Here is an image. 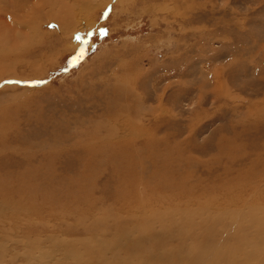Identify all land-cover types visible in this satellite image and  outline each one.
<instances>
[{"label":"rangeland","instance_id":"374dc122","mask_svg":"<svg viewBox=\"0 0 264 264\" xmlns=\"http://www.w3.org/2000/svg\"><path fill=\"white\" fill-rule=\"evenodd\" d=\"M65 2L74 30L0 19V264H130L152 210L187 211L153 226L183 237L196 209L264 208V0Z\"/></svg>","mask_w":264,"mask_h":264},{"label":"bare ground","instance_id":"6f19581e","mask_svg":"<svg viewBox=\"0 0 264 264\" xmlns=\"http://www.w3.org/2000/svg\"><path fill=\"white\" fill-rule=\"evenodd\" d=\"M67 1V0H66ZM70 2V1H69ZM47 6L49 9L48 16L49 20L54 21L55 25H57V28L61 31H70L74 30L77 24V18H76V12L73 10L74 6H71L69 3H66L65 0H0V19L6 18L7 15H9L11 18H14V15L16 11H23L26 10L25 8L30 7L32 10L27 11L23 16L30 18L29 20H35L39 22L43 21V16L41 13L42 6ZM57 6L59 10L57 9ZM56 7V8H55ZM24 8V9H23ZM22 9V10H19ZM47 14V13H46ZM22 15V14H21ZM45 15V13H44ZM46 16V15H45ZM78 16V15H77ZM9 17V18H10ZM8 18V17H7ZM21 19V18H19ZM2 20V19H1ZM5 20V19H4ZM28 20V21H29ZM8 21V20H7ZM23 22L24 19L21 20ZM5 22V21H4ZM18 22V21H17ZM33 22V21H32ZM15 23V22H14ZM31 24V21H29ZM28 23V24H29ZM35 23V24H37ZM8 24V23H7ZM13 24V22H12ZM20 24V23H19ZM34 24V23H33ZM18 25V24H17ZM20 26V25H19ZM24 27V24L22 25ZM6 28V27H5ZM26 28V25H25ZM33 28V27H32ZM30 28V30L32 29ZM17 29V28H16ZM9 30V29H7ZM11 30V29H10ZM5 31V30H4ZM3 33L5 34V32ZM13 32V31H12ZM18 32V31H17ZM40 32V31H39ZM9 33V32H8ZM19 33V32H18ZM21 33V31H20ZM23 33V31H22ZM58 33V32H57ZM3 34V35H4ZM12 34V33H11ZM8 35V34H7ZM17 35V34H16ZM15 35V36H16ZM20 35V34H18ZM25 35V34H24ZM28 36V35H27ZM15 38V37H14ZM17 38V37H16ZM27 38V37H26ZM21 39V38H20ZM6 40V39H5ZM13 40V39H12ZM32 40V39H31ZM53 40L51 37L48 40V43ZM15 41V40H14ZM19 41V40H18ZM23 41V40H22ZM30 41V40H28ZM5 42V41H4ZM7 42V41H6ZM17 43V42H16ZM8 44V43H7ZM29 44V43H28ZM3 45V44H2ZM15 45V43H14ZM24 46V45H23ZM10 49V48H9ZM17 49V48H16ZM3 51V50H1ZM8 52V51H7ZM2 53V52H1ZM12 53V52H11ZM7 69V68H6ZM10 69V68H8ZM7 71V70H6ZM5 71V72H6ZM11 71V69H10ZM125 106V105H124ZM123 109V108H122ZM131 109V108H130ZM132 110V109H131ZM110 133V132H109ZM111 134V133H110ZM139 139L138 137L136 140ZM125 141V140H124ZM124 141H121L118 143L119 147H128V144ZM92 143V142H91ZM97 144V142H95ZM87 145V144H86ZM148 146V145H147ZM128 150H131L133 154H131V165L138 167L141 166V160H144V153L140 155L139 151L134 153V148H127ZM122 150V149H121ZM124 151V150H123ZM145 151V150H144ZM123 153V152H122ZM128 153V152H127ZM157 161V160H156ZM160 161V160H159ZM181 163V162H180ZM156 164V163H155ZM141 168V167H140ZM161 169H167L165 166H162ZM142 170V169H141ZM140 170V171H141ZM29 171V170H28ZM167 171V170H166ZM26 172V171H24ZM23 172V173H24ZM31 172V170H30ZM49 172V171H48ZM94 172V171H93ZM27 173V172H26ZM25 173V175H26ZM32 173V172H31ZM142 173H146L145 171H142ZM161 173V172H160ZM186 173V172H185ZM20 174V173H19ZM168 174V171H167ZM166 174V175H167ZM32 175V174H31ZM157 168H154L152 171L151 176H157ZM162 177L164 181L168 182L167 177ZM23 176V175H22ZM28 176V175H27ZM27 176H25L27 178ZM35 176V175H34ZM39 176V175H38ZM21 177V176H19ZM30 177V176H29ZM37 177V176H36ZM136 177V176H135ZM33 178V177H32ZM258 178V177H257ZM24 179V177H23ZM189 179V178H185ZM30 180V179H29ZM258 180V179H257ZM7 181V180H6ZM31 181V180H30ZM33 181H35L33 179ZM262 182V180H260ZM190 182V181H189ZM28 183V182H27ZM29 184V183H28ZM36 184V183H35ZM71 184V183H70ZM142 184V183H141ZM161 184V183H160ZM194 184V183H193ZM53 185V184H51ZM50 185V186H51ZM184 185V184H183ZM6 186V185H5ZM20 186V185H19ZM49 186V185H48ZM63 186V185H62ZM188 186V185H187ZM17 187V185H16ZM30 187V186H29ZM47 187V185H46ZM166 187V186H165ZM178 187V186H177ZM186 187V186H185ZM50 188V187H49ZM72 188V187H71ZM162 188V187H161ZM19 188L17 187L16 191ZM34 189V188H33ZM38 189L35 187V190ZM52 189V188H51ZM63 189V188H62ZM166 189V188H165ZM185 194H190L195 192L194 187L186 188ZM243 189V188H242ZM34 190V191H35ZM50 190V189H49ZM65 190V189H64ZM180 190V189H178ZM178 190H175L178 191ZM182 190V189H181ZM33 191V192H34ZM48 191V190H47ZM53 191V190H52ZM50 192V191H49ZM48 192V193H49ZM55 192V191H53ZM2 193V192H1ZM25 193V192H24ZM29 193V192H28ZM48 193L46 195H48ZM141 193V192H140ZM258 193V192H257ZM263 193V192H262ZM27 194V193H26ZM41 194V193H40ZM15 195H18L17 193ZM28 195V194H27ZM26 195V196H27ZM257 195V194H256ZM14 196V195H13ZM25 196V197H26ZM45 196V195H43ZM167 196V195H165ZM18 197V196H17ZM32 197V196H31ZM49 197V196H48ZM54 197V196H53ZM40 198V196L38 197ZM42 198V197H41ZM162 198V197H161ZM28 199V198H27ZM71 199V198H70ZM164 199H166L164 197ZM262 199V197H261ZM24 200V199H23ZM21 200V201H23ZM26 200V199H25ZM30 200V199H29ZM51 200V199H50ZM47 201V200H46ZM49 201V200H48ZM60 201V200H59ZM163 199H159V205L163 204V206L166 205L165 200L164 203ZM31 202V201H30ZM39 202V201H38ZM44 202V201H43ZM50 202V201H49ZM48 202V203H49ZM246 202V201H245ZM250 201H248L249 203ZM247 203V204H248ZM256 203V202H255ZM51 204V203H50ZM49 204V205H50ZM142 204V203H141ZM144 204V203H143ZM142 204V205H143ZM191 204V203H190ZM258 204V203H257ZM78 205V203H77ZM251 205V204H250ZM41 207V205H39ZM38 206V207H39ZM43 206V205H42ZM54 206V205H53ZM67 206V205H66ZM127 207V209L130 207H133L134 204L126 202L124 207ZM140 206V205H139ZM138 206L137 211L141 212L142 207L140 208ZM182 206V205H181ZM194 206V205H193ZM212 206V205H211ZM211 206H207L209 208V211H205L203 208L196 209V212H201V215L198 219H202L200 222L197 221V223L194 222V226L191 225L190 230L183 232V237L179 234L182 231L179 230H171L169 231H161L158 232L153 230V226L157 223H161V225L164 223V229H167V221L171 222L172 224H177L183 226H187L186 218L184 220V216L187 214L183 211H174L171 212L170 209L167 212L161 213L152 210L150 215L141 217V219L138 221L136 218V222L132 228V234L133 233H139V239L138 242L134 241L133 244L130 243L131 247L135 246L137 257L135 260V257H131L133 254L128 252L127 258L129 259L130 264H253L251 261L253 259L256 260L255 264H264V208H257V209H251L247 215H245L242 211H236L235 213L228 212H215L211 213ZM247 206V205H246ZM52 207V206H51ZM50 207V208H51ZM59 207V206H58ZM71 207V206H70ZM80 207V206H79ZM147 206L145 205V208ZM184 207V206H183ZM182 207V208H183ZM192 207V206H191ZM248 207V206H247ZM254 207V206H253ZM41 209V208H40ZM49 209V208H48ZM64 209V208H63ZM67 209V208H66ZM74 209V208H73ZM76 209V208H75ZM149 210V208H147ZM13 210V209H12ZM17 210V209H16ZM45 210V209H44ZM158 210V209H157ZM49 211V210H48ZM77 211V210H75ZM191 212V211H190ZM50 213V212H49ZM172 213H177L181 216V219L175 220ZM54 215V213H53ZM59 215V214H58ZM195 214H193L194 216ZM51 216V215H49ZM7 217V216H6ZM53 217V216H52ZM58 217V216H57ZM64 217V216H63ZM67 217V216H66ZM69 217V216H68ZM51 218V217H50ZM70 218V217H69ZM123 217H121L122 219ZM126 218V217H125ZM124 218V219H125ZM133 220L135 217H132ZM59 219V218H58ZM65 219V218H64ZM120 219V220H121ZM23 220V219H22ZM70 220V219H69ZM132 220V222H133ZM55 221V220H54ZM60 221V220H59ZM79 221V220H78ZM158 221V222H157ZM15 222V221H14ZM30 222V221H29ZM62 222V221H61ZM66 223V221H64ZM62 222L61 224H63ZM128 222V219L125 223ZM79 223V222H78ZM207 225H203L206 224ZM221 224L222 229L217 228L214 226V224ZM232 223L235 225V231L236 227L240 230V233L235 237V240L231 239V230H232ZM244 223H247V226H243ZM31 224V223H30ZM50 224V223H49ZM129 224V223H128ZM198 224V225H197ZM219 224V225H220ZM47 225V224H46ZM59 225V223H58ZM133 225V224H132ZM196 225V226H195ZM201 225V226H200ZM245 225V224H244ZM36 226V225H35ZM50 226V225H48ZM144 226V227H142ZM217 226V225H216ZM239 226H243L246 229H241ZM124 227V226H123ZM147 227V230H144V228ZM180 227V228H181ZM220 227V226H219ZM119 228V227H118ZM79 230V229H78ZM118 232V231H117ZM116 232V233H117ZM142 232H145L144 235H142ZM65 233V232H64ZM15 234V233H13ZM72 234V233H71ZM225 234L228 236L231 235L230 239H224L219 240L218 235ZM67 235V234H65ZM69 235V234H68ZM84 235V234H83ZM188 235L190 237V240L188 238ZM145 236V237H142ZM84 237V236H83ZM226 237V238H227ZM143 238H148L149 240V247L146 248L142 247L140 245V240H144ZM249 238H252L249 240ZM259 240H258V239ZM12 240V239H11ZM75 240V239H74ZM167 240V243L164 244L162 241ZM258 240V242H257ZM10 241V240H9ZM147 241V240H146ZM191 241V242H190ZM69 242V241H68ZM79 242V241H78ZM96 242V241H95ZM148 242V241H147ZM170 242V243H169ZM67 243V242H66ZM83 242H80V245ZM144 243V242H143ZM174 244H177L175 246ZM79 245V246H80ZM68 246V245H67ZM124 246V245H123ZM122 246V247H123ZM129 246V248H130ZM72 247V246H71ZM86 247V246H85ZM68 248V247H67ZM66 248V249H67ZM143 248V250L141 249ZM170 250H165V249ZM72 250V249H71ZM84 250V249H83ZM88 251V250H87ZM129 251V250H128ZM166 251V252H165ZM135 252V253H136ZM158 252H161V254H158ZM167 252H171L172 254H168ZM86 253V252H85ZM9 254V253H8ZM28 254V253H27ZM135 255V254H134ZM24 256V255H23ZM3 257V256H2ZM75 257V256H74ZM73 257V258H74ZM11 258V257H10ZM81 258V257H80ZM83 258V257H82ZM102 259V258H101ZM104 259V258H103ZM76 260V259H75ZM81 261V260H80ZM126 261V260H125ZM136 261V262H135ZM39 262V260H38ZM79 263V262H78ZM82 263V262H80ZM85 263V262H84ZM55 264V263H54ZM114 264V262H113ZM118 264V263H117Z\"/></svg>","mask_w":264,"mask_h":264},{"label":"snow or ice","instance_id":"6c2138e0","mask_svg":"<svg viewBox=\"0 0 264 264\" xmlns=\"http://www.w3.org/2000/svg\"><path fill=\"white\" fill-rule=\"evenodd\" d=\"M81 43H83V40H81Z\"/></svg>","mask_w":264,"mask_h":264}]
</instances>
